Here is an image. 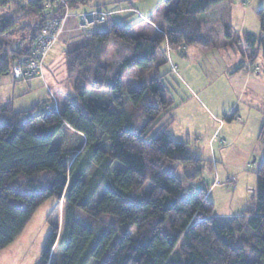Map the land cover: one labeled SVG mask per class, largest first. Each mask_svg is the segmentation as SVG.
I'll list each match as a JSON object with an SVG mask.
<instances>
[{"label": "trees", "instance_id": "trees-1", "mask_svg": "<svg viewBox=\"0 0 264 264\" xmlns=\"http://www.w3.org/2000/svg\"><path fill=\"white\" fill-rule=\"evenodd\" d=\"M45 1L0 0L1 7L18 5L11 16H0V77L11 75L5 58L14 62L22 54L14 37L32 40L60 15L46 11ZM66 1L74 9L92 2ZM163 1L175 4L157 20L164 29L155 35H133L138 24L129 21L137 16L133 13L109 22L108 32L67 46L66 77L84 110L71 100L61 109L38 103L25 111L0 101V251L23 233L45 201L57 197L66 201L63 225L60 233L57 226L51 229L39 264H264V157L257 168L254 209L227 221L215 218L208 190L184 198L183 181L172 172L202 160L187 157L186 146L166 129L152 135L172 111L158 80L123 89L129 71L156 64L159 73L166 62L157 54L164 46L208 49L200 17L229 9L234 0ZM148 21L153 24L154 17ZM241 38L251 50L258 44L264 59V19L259 36ZM110 45L118 52L116 63L107 66L103 58ZM253 60L239 63L235 73L247 71ZM88 91L109 93L110 103L95 101L93 94L87 102ZM224 117L233 120L235 114ZM72 136L75 144L64 148ZM260 138L264 141V124ZM148 182L153 188L144 197Z\"/></svg>", "mask_w": 264, "mask_h": 264}, {"label": "rangeland", "instance_id": "rangeland-1", "mask_svg": "<svg viewBox=\"0 0 264 264\" xmlns=\"http://www.w3.org/2000/svg\"><path fill=\"white\" fill-rule=\"evenodd\" d=\"M64 2L66 4L56 6L54 14L60 11V15L54 18H67L45 59L42 78L13 73V68L20 64L18 59L27 55L31 42L21 37L13 39L22 54L14 62L11 56L5 58L11 64V75L0 77V101L11 102L15 111L28 110L38 103H46V110L61 109L69 100L85 109L73 92L64 64L67 46L90 36L81 26V15L94 11L97 15L104 14L106 23L101 26L103 32H108L109 22L137 13L129 19L133 20L132 25L138 23L131 33L155 35L164 29L157 20L165 9L175 4L173 1L167 5L163 0H92L88 6L74 9L66 0ZM104 5L107 9H103ZM17 6L13 2L0 6V16H11ZM95 6L105 11L98 12L93 9ZM132 7L135 11L130 12ZM150 15L154 17L153 24L148 21ZM261 19H264V0H234L229 9L200 17L204 26L202 37L210 44L208 49L192 46L175 51L164 46L157 56L160 62L166 63L158 74L153 64L147 71L136 68L127 72L122 82L123 89L131 91L158 80L167 103L172 104V111L156 125L152 135L164 128L175 142L186 146L187 157L202 160L196 165L178 166L172 172L183 181L184 198L207 189L214 203L213 216L223 221L255 207L257 168L264 157V141L260 138L264 124V59L260 55L262 48L258 44L253 50L247 48L241 36H259ZM70 22L74 25L70 26ZM97 33L101 32L93 34ZM117 52L115 45L106 48L103 59L107 66L116 63ZM250 60L254 63L247 71L235 73L239 63ZM87 94V102L93 94L95 101L110 103L109 93L105 91H88ZM125 106L131 110L129 102L126 101ZM112 110L119 113L116 104ZM225 113H234L235 118L226 120ZM76 140L75 136L66 138L64 148H71ZM152 188V183L148 182L141 190L142 195L147 197ZM65 206L64 198L59 201L51 197L45 201L23 233L0 251V264H39L51 229L57 226L59 233L61 231ZM57 251L55 246L52 260L56 259Z\"/></svg>", "mask_w": 264, "mask_h": 264}, {"label": "built area", "instance_id": "built-area-1", "mask_svg": "<svg viewBox=\"0 0 264 264\" xmlns=\"http://www.w3.org/2000/svg\"><path fill=\"white\" fill-rule=\"evenodd\" d=\"M66 4L64 0H49L45 1V9L50 14L57 11V5ZM55 5V6H54ZM97 12L84 13L79 17L84 31H88L89 35L96 32H103L102 23H106L104 14L97 15ZM67 17L58 19L52 18L47 21L41 30L40 34L31 40L27 55L19 61V65L13 68V73L18 76H31L35 74L38 78L43 77L44 62L57 41L60 32L63 29L64 21ZM57 105V104H56ZM57 109V107H55Z\"/></svg>", "mask_w": 264, "mask_h": 264}, {"label": "crops", "instance_id": "crops-1", "mask_svg": "<svg viewBox=\"0 0 264 264\" xmlns=\"http://www.w3.org/2000/svg\"><path fill=\"white\" fill-rule=\"evenodd\" d=\"M72 24L74 25V23H72V22L69 23L70 26H72ZM70 26H69V28H70Z\"/></svg>", "mask_w": 264, "mask_h": 264}]
</instances>
